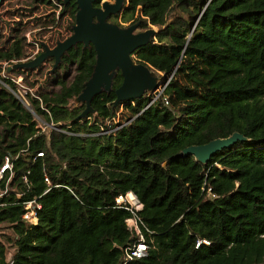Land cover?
Returning a JSON list of instances; mask_svg holds the SVG:
<instances>
[{
  "label": "trees",
  "instance_id": "1",
  "mask_svg": "<svg viewBox=\"0 0 264 264\" xmlns=\"http://www.w3.org/2000/svg\"><path fill=\"white\" fill-rule=\"evenodd\" d=\"M53 1L62 4L34 0ZM76 12L75 0L61 9L71 33ZM119 17L156 29L133 56L166 76L158 98L113 107L117 73L111 92L76 120L85 104L74 100L95 63L93 47L78 44L54 71L46 110L31 99L44 122L88 137L39 130L3 86L20 41L0 49V164L23 150L14 161L22 199L44 192V173L60 185L41 196L38 223L17 239L0 229V264H264V0H126L110 20ZM114 118L118 129L95 135ZM234 132L244 139L206 163L182 154ZM129 192L142 206L135 214L147 252L138 259L128 258L140 236L127 225L134 214L115 202Z\"/></svg>",
  "mask_w": 264,
  "mask_h": 264
},
{
  "label": "water",
  "instance_id": "2",
  "mask_svg": "<svg viewBox=\"0 0 264 264\" xmlns=\"http://www.w3.org/2000/svg\"><path fill=\"white\" fill-rule=\"evenodd\" d=\"M67 4L70 0H61ZM95 0H75L77 12L72 33L63 41H57L50 47L41 43L42 51L32 60L16 62L7 68V72L14 69L34 70L46 60H53L51 72L53 73L63 63V56L68 54L78 44L82 49L93 47L95 63L92 73L84 83L75 103H84L85 108L76 117L82 120L93 112L92 99L100 94H109L112 90L113 79L120 73L122 82L115 89L113 107L122 102H131L148 93L152 98H158L167 85L166 76L153 70L144 63L137 62L133 53L146 46L154 38L156 29L150 27L139 31V22L120 26L109 21L113 15L120 13L126 0H103L99 6L94 5ZM244 137L234 132L227 138H217L206 144L191 145L183 150L182 154L193 155L198 161L206 163L216 152L229 148L237 140Z\"/></svg>",
  "mask_w": 264,
  "mask_h": 264
},
{
  "label": "built area",
  "instance_id": "3",
  "mask_svg": "<svg viewBox=\"0 0 264 264\" xmlns=\"http://www.w3.org/2000/svg\"><path fill=\"white\" fill-rule=\"evenodd\" d=\"M53 6L59 8L60 12L62 9V4L53 1ZM17 61H12V63H4L2 74L7 78L8 83H3V86L16 98L18 99L24 107H26L30 113L33 115L35 121L37 122V127L41 131H45L46 128L52 127L57 131L67 133L69 135H81L88 137L93 135L92 133L80 132L76 133L71 130L62 129L55 127L52 124L44 122L38 115H36L33 107L31 105V99H35L39 102V105L42 109L46 110L43 105V96L50 94L53 89L52 83L43 82L40 79L33 80L31 77H26L28 71L33 70H24L19 74L14 73L15 71L7 72V68ZM6 68V73L4 71ZM18 70V69H16ZM50 83V84H49ZM156 98H153V102ZM118 122V118L113 120H108L106 122L107 127H101V131L95 135H104L111 133L118 129L119 127H112L114 123ZM23 153V150H20L16 154L7 153L3 156V160L0 164V214L1 212L7 210L9 207H14L11 212H7L4 216L0 217V222L7 223L10 229L11 236L16 238L28 227L36 225L39 220V212L42 209V204L39 201L41 196L53 187H59L60 185H52L50 178L47 174L44 173L43 180L46 184V189L44 192L36 197L31 199H22L23 193L20 188L16 185L15 170H14V161L18 158L19 154ZM43 151H37L36 157H43ZM24 181H27V177L22 175L21 177ZM132 195L136 200L137 198L131 192L125 195H119L116 197L115 202L122 207L130 210L134 216L127 220V225L130 230H134L136 234L140 235L139 239L134 243V245L128 251V258H142L146 255L147 244L140 234L138 223L140 218L135 214V211L141 209V204L137 201H133L130 197ZM10 197H13L10 199Z\"/></svg>",
  "mask_w": 264,
  "mask_h": 264
},
{
  "label": "rangeland",
  "instance_id": "4",
  "mask_svg": "<svg viewBox=\"0 0 264 264\" xmlns=\"http://www.w3.org/2000/svg\"><path fill=\"white\" fill-rule=\"evenodd\" d=\"M110 18L109 21L114 22ZM117 21L122 26L130 24L121 22L120 17ZM69 22L70 15L61 13L53 5L36 3L34 0H0V49L9 48L13 39H18L21 54L17 62L32 60L42 51L41 43L53 47L57 41H63L71 35L67 28ZM52 65V59L46 60L33 71H28L26 77L52 83L56 79V74L51 72ZM4 71L6 73V68ZM12 71L19 75L22 72L21 69ZM0 229L11 236L7 223L0 222Z\"/></svg>",
  "mask_w": 264,
  "mask_h": 264
},
{
  "label": "bare ground",
  "instance_id": "5",
  "mask_svg": "<svg viewBox=\"0 0 264 264\" xmlns=\"http://www.w3.org/2000/svg\"><path fill=\"white\" fill-rule=\"evenodd\" d=\"M130 197L132 198L133 201H137L132 195H130Z\"/></svg>",
  "mask_w": 264,
  "mask_h": 264
}]
</instances>
